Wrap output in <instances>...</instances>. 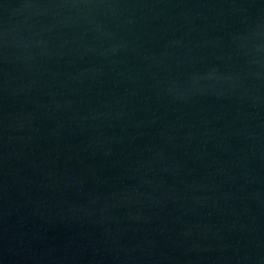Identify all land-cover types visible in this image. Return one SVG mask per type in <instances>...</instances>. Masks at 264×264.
I'll list each match as a JSON object with an SVG mask.
<instances>
[{
    "label": "water",
    "instance_id": "water-1",
    "mask_svg": "<svg viewBox=\"0 0 264 264\" xmlns=\"http://www.w3.org/2000/svg\"><path fill=\"white\" fill-rule=\"evenodd\" d=\"M0 264H264V0H0Z\"/></svg>",
    "mask_w": 264,
    "mask_h": 264
}]
</instances>
